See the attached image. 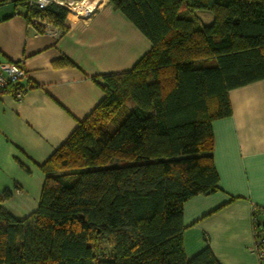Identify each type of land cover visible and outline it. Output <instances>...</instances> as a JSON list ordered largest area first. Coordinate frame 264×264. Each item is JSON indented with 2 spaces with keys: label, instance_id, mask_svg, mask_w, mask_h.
Wrapping results in <instances>:
<instances>
[{
  "label": "trees",
  "instance_id": "16d2710c",
  "mask_svg": "<svg viewBox=\"0 0 264 264\" xmlns=\"http://www.w3.org/2000/svg\"><path fill=\"white\" fill-rule=\"evenodd\" d=\"M11 2L28 21L40 12ZM108 2L151 48L93 78L103 97L41 165L35 211L0 208V264H220L209 247L186 258L183 205L218 189L213 123L231 115L229 91L264 80V0ZM67 12L45 15L64 30Z\"/></svg>",
  "mask_w": 264,
  "mask_h": 264
},
{
  "label": "crops",
  "instance_id": "0c3cea01",
  "mask_svg": "<svg viewBox=\"0 0 264 264\" xmlns=\"http://www.w3.org/2000/svg\"><path fill=\"white\" fill-rule=\"evenodd\" d=\"M88 1V17L68 11L65 29L47 32L31 25L24 8L0 0V62L19 63L26 72L20 99L0 95V193L10 192L0 208L17 219L37 208L41 165L102 99L93 78L131 68L151 48L108 0ZM196 13L211 22L210 12ZM228 95L231 115L213 123L218 189L184 203V254L189 259L209 247L220 264H264L251 249L252 210L264 207V80Z\"/></svg>",
  "mask_w": 264,
  "mask_h": 264
},
{
  "label": "built area",
  "instance_id": "2783aa9c",
  "mask_svg": "<svg viewBox=\"0 0 264 264\" xmlns=\"http://www.w3.org/2000/svg\"><path fill=\"white\" fill-rule=\"evenodd\" d=\"M87 1L88 0L83 2L74 0H29L30 5L39 9L41 12H39L37 16H32L30 23L33 27L39 25L41 30L50 32V27L54 26V24L49 21L45 15L47 7L56 4L80 17H88L92 12L93 7H91V2L87 3ZM24 78H26V72L19 63L11 61L0 62V95L10 92L9 90L12 86L19 85L20 81ZM30 85L31 84L29 83L28 86ZM20 87V89L12 93L16 99L22 97L24 89L26 88L22 86ZM252 211L254 241L251 245V249L258 255L260 261L264 262V231H261V228L257 223V217L259 215L264 216V207L255 206Z\"/></svg>",
  "mask_w": 264,
  "mask_h": 264
},
{
  "label": "bare ground",
  "instance_id": "6f19581e",
  "mask_svg": "<svg viewBox=\"0 0 264 264\" xmlns=\"http://www.w3.org/2000/svg\"><path fill=\"white\" fill-rule=\"evenodd\" d=\"M89 2V1H88ZM91 4V3H90ZM79 9V8H78Z\"/></svg>",
  "mask_w": 264,
  "mask_h": 264
}]
</instances>
